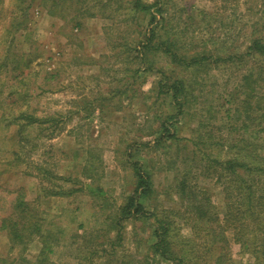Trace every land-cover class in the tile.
<instances>
[{
    "label": "rangeland",
    "instance_id": "374dc122",
    "mask_svg": "<svg viewBox=\"0 0 264 264\" xmlns=\"http://www.w3.org/2000/svg\"><path fill=\"white\" fill-rule=\"evenodd\" d=\"M134 1L0 0V226L19 195L41 225L0 230V264H175L156 216L187 264H257L211 230L228 176L207 157L264 167V0Z\"/></svg>",
    "mask_w": 264,
    "mask_h": 264
},
{
    "label": "trees",
    "instance_id": "16d2710c",
    "mask_svg": "<svg viewBox=\"0 0 264 264\" xmlns=\"http://www.w3.org/2000/svg\"><path fill=\"white\" fill-rule=\"evenodd\" d=\"M133 3L136 6H140L143 10H148L150 8V5L141 0H135ZM50 11L51 13H57V10L52 9ZM254 52H257L260 56L264 55V45L261 44L260 40L255 41L254 45L247 51V54ZM173 57L176 58L177 54H173ZM192 61L196 62L197 60ZM23 114V111L20 112L21 117H23ZM10 116L14 117V114H10ZM28 117L32 118L31 115H28ZM1 119H5V116L2 115ZM207 161L209 164H213L211 166L220 164L224 173L226 171L224 175L226 177L228 176L224 188L227 198V212L222 219L223 223L218 226L220 230H218V227H211L212 232L217 233L221 231L218 234L223 237V248L226 249V246H228V238L225 235V231L229 229L232 231L233 239L241 245L243 251H250L255 256L257 264H264V167L253 166L237 158L220 161V159L208 156ZM187 182V176L184 174L180 183V185L184 187V193L187 188ZM140 187L143 186L138 182L136 190ZM147 187H152V185L150 184ZM74 191V188H72L67 191L55 192L53 194L69 195ZM198 192L199 194L204 193L203 191ZM191 196H193L192 190L186 192L185 197L191 201L190 204L193 210L197 212L196 216L199 217V219L208 217L211 222L218 220L217 217L219 215L211 206H205V203L196 198L190 200ZM29 205H31V203L24 200L23 195H19L14 205L13 214L5 218L0 226V230L8 229L12 238L21 243L25 240H32V237H34L35 234H39L41 231L40 221L38 222V220H36L34 213H31V215L30 212L25 213V209L29 208ZM19 214L22 217L21 223L17 222ZM156 223L158 227L154 231V235L157 239L151 244L153 252L161 261L166 262V260H173L175 264H187L188 260L185 256H178V254L172 250L173 242L169 235L172 222L168 221L165 217L156 216ZM118 235H120V232H118ZM154 235L152 236L154 237ZM224 256L225 254H221L217 258V261L223 259ZM5 261V258L0 257V263Z\"/></svg>",
    "mask_w": 264,
    "mask_h": 264
}]
</instances>
